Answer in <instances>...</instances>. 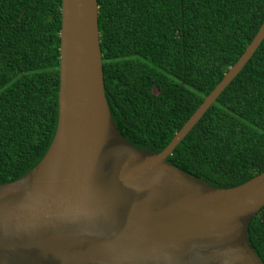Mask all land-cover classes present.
<instances>
[{"label":"trees","instance_id":"obj_1","mask_svg":"<svg viewBox=\"0 0 264 264\" xmlns=\"http://www.w3.org/2000/svg\"><path fill=\"white\" fill-rule=\"evenodd\" d=\"M62 0H0V184L57 124ZM104 92L119 132L162 150L264 21V0H97ZM167 161L216 187L264 171V39ZM248 239L264 262V205Z\"/></svg>","mask_w":264,"mask_h":264},{"label":"water","instance_id":"obj_2","mask_svg":"<svg viewBox=\"0 0 264 264\" xmlns=\"http://www.w3.org/2000/svg\"><path fill=\"white\" fill-rule=\"evenodd\" d=\"M58 117L23 176L0 184V264H264L248 239L264 171L216 187L167 161L264 39L238 60L160 151L133 146L104 92L97 0H62Z\"/></svg>","mask_w":264,"mask_h":264}]
</instances>
